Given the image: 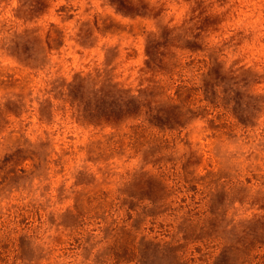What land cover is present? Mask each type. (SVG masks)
Masks as SVG:
<instances>
[{
	"label": "rangeland",
	"instance_id": "rangeland-1",
	"mask_svg": "<svg viewBox=\"0 0 264 264\" xmlns=\"http://www.w3.org/2000/svg\"><path fill=\"white\" fill-rule=\"evenodd\" d=\"M0 264H264V0H0Z\"/></svg>",
	"mask_w": 264,
	"mask_h": 264
}]
</instances>
